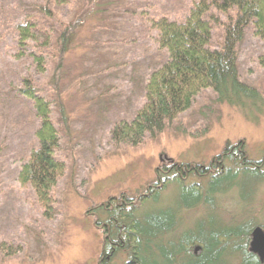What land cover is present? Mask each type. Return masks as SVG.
Listing matches in <instances>:
<instances>
[{
  "label": "rangeland",
  "instance_id": "1",
  "mask_svg": "<svg viewBox=\"0 0 264 264\" xmlns=\"http://www.w3.org/2000/svg\"><path fill=\"white\" fill-rule=\"evenodd\" d=\"M129 1L117 7L103 1L75 30L78 37L62 69L57 71V60L51 58L46 72L39 74L30 59H14L17 49L11 34L12 23L29 15L39 0H0V243L22 248L13 257L0 254V264H98L105 234L95 221H104L106 215L97 208L107 206L110 199H132L138 215L166 207L184 210L193 207V200L175 183L155 200L140 205L136 199L155 183L157 171L174 164L217 168L219 156L240 145L247 161L264 165V40L254 36L252 27L236 47L237 69L240 80L257 89L259 97L218 103L214 93L205 90L162 133L146 136L136 147L111 143L110 129L132 119L143 103L145 79L167 58L157 49L149 20L183 21L193 2ZM86 7L82 0H69L63 8L52 5L54 20L37 17L38 27L59 34ZM212 14L220 22L212 29L211 48H217L227 16ZM23 77L32 79L38 94L52 103L51 119L59 135L55 158L65 165L47 216L32 190L16 180L30 150L37 147L38 120L30 102L14 92ZM222 164L232 173L212 186L210 175L185 180L186 186L199 184L212 192L208 202L182 213L181 227L198 221L207 232L232 231L243 240L248 228L264 230V178L248 172L234 175L238 162L226 159ZM236 242L222 264H240V256L233 252ZM125 260L118 256L113 264Z\"/></svg>",
  "mask_w": 264,
  "mask_h": 264
},
{
  "label": "trees",
  "instance_id": "2",
  "mask_svg": "<svg viewBox=\"0 0 264 264\" xmlns=\"http://www.w3.org/2000/svg\"><path fill=\"white\" fill-rule=\"evenodd\" d=\"M82 1L87 6L86 11L76 22L63 26L59 34L47 26L45 30L39 29L36 18L44 22L54 20L52 5L63 8L69 0H39L40 3L34 6L29 15L13 22L11 34L17 49L14 59H30L35 71L43 74L46 72V62L53 58L57 60L56 70H61L77 36L75 30H80L85 25L84 19L94 16L105 0ZM138 1L131 0L129 3ZM110 2L117 7L124 0ZM213 11L227 16V23L222 24V43L217 48H211L213 25H220ZM231 13L234 15L230 17ZM149 22L155 32L157 49L164 52L167 58L145 79L143 103L132 119L121 120L110 129V141L114 146L136 147L146 136L154 137L162 133L179 115L190 109L195 97L202 91L211 90L218 103H228L232 99L240 102L260 96L257 89L240 80L236 47L243 40L248 27H252L254 36L264 40V0H193L183 21L160 17ZM54 35H57L55 40ZM33 48L39 51H31ZM14 92L19 98L30 102L33 115L38 120V127L34 131L37 147L30 150L16 180L20 187L32 190L47 216L53 210L52 191L65 173L64 163L55 158L59 135L51 119L52 103L38 94L32 79L28 77L21 79ZM63 115L61 107L62 119ZM241 149V145L233 147L219 156L217 168L212 164L208 167L174 164L157 171L155 183L136 199L140 205L155 200L167 185L175 183L182 187L188 199L193 200L191 208L166 207L138 215L133 200L125 198L120 201L110 199L107 206L97 208L106 215L104 221H95V226L105 234L98 264H113V259L118 256L125 257L123 264H222V258L229 254L234 241H239L233 252L240 256V264H261L250 251V228L243 240H238L239 236L236 237L232 231L214 234L200 229L202 222L198 221L191 227H181L182 213L208 202L212 192L210 188L205 191L199 184L184 185L191 175L203 178L210 175L212 186L232 173L223 169L222 161L227 159L239 163L240 169L233 172L234 175L248 172L252 177L264 178L261 163L247 161ZM21 250L20 246L0 243V254L5 257L16 256Z\"/></svg>",
  "mask_w": 264,
  "mask_h": 264
},
{
  "label": "water",
  "instance_id": "3",
  "mask_svg": "<svg viewBox=\"0 0 264 264\" xmlns=\"http://www.w3.org/2000/svg\"><path fill=\"white\" fill-rule=\"evenodd\" d=\"M250 251L257 254L260 260L264 258V230L261 227L253 229L250 241Z\"/></svg>",
  "mask_w": 264,
  "mask_h": 264
},
{
  "label": "flooded vegetation",
  "instance_id": "4",
  "mask_svg": "<svg viewBox=\"0 0 264 264\" xmlns=\"http://www.w3.org/2000/svg\"><path fill=\"white\" fill-rule=\"evenodd\" d=\"M232 150V149H231ZM263 161H261L260 163H262ZM256 163H259V162H256ZM262 165V166H261ZM260 165V169H262V167H264V165L263 164H261ZM263 171H264V169H262ZM262 171V172H263ZM252 231H253V229H252ZM251 234H252V232H251ZM251 234H250V240H251ZM249 245H250V243H249ZM256 256H257V258L259 259V261H260V263L261 264H263L264 263V258H263V260H260V258H259V256L257 255V254H255Z\"/></svg>",
  "mask_w": 264,
  "mask_h": 264
}]
</instances>
